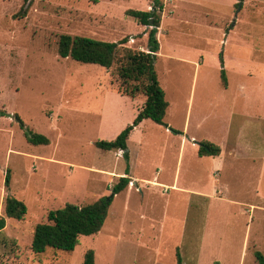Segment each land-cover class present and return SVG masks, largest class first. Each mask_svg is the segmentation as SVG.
I'll list each match as a JSON object with an SVG mask.
<instances>
[{"label":"rangeland","instance_id":"374dc122","mask_svg":"<svg viewBox=\"0 0 264 264\" xmlns=\"http://www.w3.org/2000/svg\"><path fill=\"white\" fill-rule=\"evenodd\" d=\"M22 3L0 0V110L8 115H0V216L8 194L27 213L6 218L0 264H82L87 249L95 264H257L253 251L264 255V0H162L155 68L169 103L167 127L143 120L125 151L94 143L130 124L144 96L118 92V59L110 68L84 64L60 57L57 43L62 34L125 38L122 47L146 50L148 28L125 11L148 10L151 0H32L15 17ZM15 114L48 144L28 143ZM205 140L221 153L199 157ZM127 167L128 186L112 196ZM102 196L112 201L96 235L80 236L72 252L29 249L49 210Z\"/></svg>","mask_w":264,"mask_h":264},{"label":"trees","instance_id":"16d2710c","mask_svg":"<svg viewBox=\"0 0 264 264\" xmlns=\"http://www.w3.org/2000/svg\"><path fill=\"white\" fill-rule=\"evenodd\" d=\"M31 2L32 0H23L15 17L23 16ZM162 11V0H151L148 10L130 8L125 11V15L148 28L146 50L135 51L122 47L121 45L127 42L125 38L119 42H110L78 35L62 34L59 36L57 54L60 57H69L77 62L96 64L103 68H110L118 59L119 64L115 72L118 92L133 99L137 95H142L145 98L132 122L126 125L114 139L96 141L94 144L97 148L106 151H125L131 132L143 120H150L167 127L164 117L169 103L165 98V92L160 85L155 68L160 49L157 32ZM219 63L220 81L226 85L227 78L221 53L219 54ZM0 115H7V113L0 110ZM15 117L28 143L32 145L48 144V138L45 135L32 131L17 114ZM220 152L221 149L218 145L205 140L199 143L197 155L199 157L218 156ZM122 154L127 157V152ZM129 182L127 167L124 175L120 176L112 186L111 192L113 194L120 193L128 186ZM5 185L7 187L9 185L8 171L5 176ZM111 201V197L102 196L81 206L66 203L60 208L49 210L46 221L35 225L29 249L37 254L43 253L47 248L72 252L79 245L80 236L96 235L101 230L107 218ZM3 210L4 216H0V232L5 228L6 218L22 220L27 213V206L22 200L8 194L4 200ZM253 256L257 264H264V255L259 250H254ZM177 258L179 260V257ZM82 264H95L93 249H87L84 252Z\"/></svg>","mask_w":264,"mask_h":264},{"label":"crops","instance_id":"0c3cea01","mask_svg":"<svg viewBox=\"0 0 264 264\" xmlns=\"http://www.w3.org/2000/svg\"><path fill=\"white\" fill-rule=\"evenodd\" d=\"M207 141V140H206ZM221 153V152H220ZM214 157H216V156H214ZM177 171H178V168H177V170H176V172L175 173H177ZM216 172H218V170L216 171ZM129 174V173H128ZM123 175H124V173H123ZM129 177V176H128ZM176 181V180H175ZM175 189H177L176 187H175ZM116 195V194H115ZM250 207H252V205H250Z\"/></svg>","mask_w":264,"mask_h":264},{"label":"water","instance_id":"95a60500","mask_svg":"<svg viewBox=\"0 0 264 264\" xmlns=\"http://www.w3.org/2000/svg\"><path fill=\"white\" fill-rule=\"evenodd\" d=\"M240 6H241V4L238 5L239 8H240ZM113 195H114V194L112 193V196H113ZM112 196H111V197H112Z\"/></svg>","mask_w":264,"mask_h":264}]
</instances>
